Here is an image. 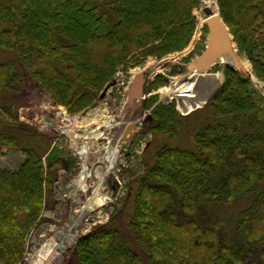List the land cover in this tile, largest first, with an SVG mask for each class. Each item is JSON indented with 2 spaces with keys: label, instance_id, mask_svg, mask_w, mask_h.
<instances>
[{
  "label": "trees",
  "instance_id": "obj_1",
  "mask_svg": "<svg viewBox=\"0 0 264 264\" xmlns=\"http://www.w3.org/2000/svg\"><path fill=\"white\" fill-rule=\"evenodd\" d=\"M200 1L0 0V47L17 55L22 70L1 62L0 90L19 91L27 76L51 105L81 113L121 68L128 72L148 58L184 51ZM218 6L238 48L264 80V0H218ZM165 83L160 76L150 88ZM156 101L146 100L145 108ZM208 106L201 121L183 115L175 102L153 110L145 126L157 144L153 160L132 182L121 221L114 218L78 241L75 264H264V117L250 81L232 67ZM14 120L10 109L0 108V147L19 146L16 131L31 132ZM22 153L26 160L18 171L0 168V264L22 263L60 165L46 170L33 147ZM250 197L229 242L226 220L209 224L205 210Z\"/></svg>",
  "mask_w": 264,
  "mask_h": 264
},
{
  "label": "rangeland",
  "instance_id": "obj_2",
  "mask_svg": "<svg viewBox=\"0 0 264 264\" xmlns=\"http://www.w3.org/2000/svg\"><path fill=\"white\" fill-rule=\"evenodd\" d=\"M203 4V0H201L199 7L193 12L197 26L193 41L189 44L186 50L170 54L162 59L155 57L148 58L143 65L131 69L128 72L121 68L113 81L115 85H112L107 90L106 97L102 99L99 96L91 106L81 113L72 115L64 106L51 105V101L42 89L27 76H24L19 91L9 92L0 90V108L10 109L15 117L13 122L20 126L28 127L31 130V132L27 134L20 131L14 132L21 142L19 146L13 148L0 147V168L13 172L18 171L26 160V157L22 153V150L25 147H33L43 155V164L46 170H48L49 164L60 161L59 167L55 170L52 199L49 200L47 208L44 210L40 220L35 225L27 239V253L21 264H32L36 260L38 252L44 245L53 238L59 240L62 232L69 230L72 223L71 218H73L76 210V207L74 206L75 200L80 202L81 206H86L87 203H89V200L91 201L96 194L93 195V187L99 185L100 178L104 176L106 165L98 162L96 163V167L92 169L89 179L88 184L91 188L85 194L76 188L80 178V161L74 155L77 148H74L72 140H75L76 136L85 134L81 131L82 128L79 126H84L89 130L92 128L94 129L96 127L94 125L89 126V124L91 125L93 121L102 116L112 117L116 120L115 114L120 112L122 115L124 107H126L127 110L126 115H124L126 120L134 117H136V119L145 118V116L142 117V114L145 113L144 110L147 109H145L143 103L155 96L157 97V101L152 107L153 109L159 104L169 105L173 102L176 103L178 109L177 100L164 101L161 99L158 91L161 88L170 87L175 77H186V69L192 62L191 52L193 51L195 44H197L200 38L203 37L202 32L204 31V28L201 33H198L199 31H197L200 29L201 18L206 19L202 10ZM235 46L236 55L239 61H247L250 66V71L261 83L264 84V80L256 76L252 63L247 55L238 48L236 42ZM7 61L15 62L21 70L17 55L12 51L0 47V63ZM148 62L155 64L162 72L156 75L153 79H150L151 74L153 73L152 69L144 73L145 75L142 80L141 92L144 95H147V98L141 100V105L139 106L140 114L136 116V114L132 112V108L134 107L132 104L135 103V100H137L138 97H134L132 101L133 103L131 102L132 104L130 105H128L127 102V105L130 106L129 108L128 106H125L126 101H128V98H126L129 89L128 85L133 71L143 68ZM231 63L226 62L222 64H227L228 68H233V64ZM160 76L164 77V79L167 80V83L157 89H151L150 84L155 82L157 77ZM224 77L225 74L219 76L218 80H222ZM250 83L252 85L255 102L260 109V117H264V92L251 81ZM215 84L218 83L216 82ZM213 87L215 86H207L206 88H208V90H206L205 93H209ZM210 98L211 97L205 99L190 114H192L197 120H204L209 114L208 104ZM125 99L127 100L125 101ZM60 108L64 109L69 117L73 119L78 117L76 122L72 121L70 125L71 128H75V132L72 136L62 133L65 125L69 123L62 121V117L59 116L57 112ZM152 108L148 110H152ZM89 113L91 115H88ZM181 113L183 115H188L183 112ZM205 115L207 116L204 117ZM147 121H149V119L145 118V120H143L137 127L134 125L132 131L128 132L129 139L122 145L119 152L120 163L113 170L111 176L105 175V180L100 184V186H103L101 192L105 205L103 204L104 206L99 207L86 216L84 215L82 217L81 215L82 218L76 222L74 227H71L70 236L72 240H68L69 242L67 241V246L58 249L57 255L51 260L50 264H75L77 259L76 245L78 241L90 232L109 224L114 218L117 219L122 216L121 214L129 199L132 182L139 176L145 174L149 166V161L153 160V156L157 149V144L155 143L156 140L153 134L145 128ZM76 127L79 128L76 129ZM182 136L187 140V146H192L188 135L182 134ZM110 141L111 139L109 137L103 138L98 142V146L107 147L110 145ZM173 145L180 146L177 141H173ZM106 152L107 149H104V151L101 152V155H104ZM21 189L23 193L30 194V189ZM252 200L253 197H250L231 205L207 207L205 213L209 217V224H213V222L220 217L225 219L227 223L225 228L227 240L233 242L239 215L243 209L251 204ZM120 221L121 218H119V222ZM121 235L123 240L130 241L126 231L123 230Z\"/></svg>",
  "mask_w": 264,
  "mask_h": 264
},
{
  "label": "bare ground",
  "instance_id": "obj_3",
  "mask_svg": "<svg viewBox=\"0 0 264 264\" xmlns=\"http://www.w3.org/2000/svg\"><path fill=\"white\" fill-rule=\"evenodd\" d=\"M203 3V8L209 7L214 11V15L212 17L220 15L217 0H203ZM205 21L206 19L201 18L200 29L197 30L199 31L198 33H201V31H203L202 29L204 27ZM234 53L236 54V48H234ZM228 60L224 61L228 62ZM230 61L235 62V60H233L232 58ZM239 63L243 66L244 70L249 75L250 80L264 92V84L261 83L250 71L249 63L245 60H241V62L239 61ZM150 69L153 70L150 79H153L156 75L162 72L159 67L149 62L143 68L133 71L132 77L128 85L129 89L126 95L128 101H126L127 99H125V106L132 104L134 97H138L141 91L139 80H142L145 75L144 73L148 72V70ZM188 78L189 76L175 77L170 87H164L158 91V94L164 101L177 100L178 109L185 114H189L194 111V109L198 107L209 96L208 93H202L200 91L192 89L189 84ZM140 103L141 100L137 99L135 100V103L132 104L134 105V107L132 108V112L136 114V116L140 114ZM129 107L130 106H128V108ZM57 112L59 116L62 117L63 122L69 123L65 125L64 129L62 130V133L68 136H72V134H74L75 132V128H71L70 125L72 121L76 122V119L78 117H75L74 119L69 117L65 113V110L62 108L58 109ZM126 112V107H124V112L122 115L120 112L116 113V120H114V118L112 117L107 116L97 118L91 123V125L89 124V126L94 125L96 127L94 129L92 128L91 130L87 129L84 126H79L80 128H82L81 131H83L85 134L76 136L75 140H72V144L74 148H77L74 155L80 161V178L79 183H77L76 185V188L79 189L80 192L85 194L91 188L88 183L92 173V169L96 167V163L99 162L104 163L106 165L104 176L99 180L100 184L103 182V180H105V175L111 176L113 170L120 163L119 152L122 148V145L126 143V140L129 139L128 132L132 131L134 125L138 126L145 119H136V117H134L132 119L126 120V117L124 116L126 115ZM88 115L91 114L89 113ZM79 127H76V129H78ZM106 137H109L111 139L110 145L107 147L98 146V142ZM104 149H107V152L104 155H101V152H103ZM100 184L93 187V195L95 193L96 194L94 195L93 199H91V201L89 200V203H87L86 200V206H81V203L75 200L74 206L76 207V210L74 212L73 218H71L72 223L70 225L69 230L62 232V235L60 236L59 240H57V238H53L46 245H44L42 249L38 252L37 258L32 264H50L51 260H53V258H55V256L57 255L58 249L67 246V243L72 240L70 236L71 227H74L76 222H78L79 219L82 218L84 215L86 216L98 209L99 207L105 205V201L103 200L101 192L103 186H100Z\"/></svg>",
  "mask_w": 264,
  "mask_h": 264
},
{
  "label": "water",
  "instance_id": "obj_4",
  "mask_svg": "<svg viewBox=\"0 0 264 264\" xmlns=\"http://www.w3.org/2000/svg\"><path fill=\"white\" fill-rule=\"evenodd\" d=\"M204 13L207 16V20L205 21V26H209L210 29V35H209V45L207 47V49L202 53V55L200 57H198L197 59L193 60L189 66V72L190 75H186L189 76L188 81L190 86L192 87V89H195L197 91H199L198 89V84L200 81H202L204 78L201 77V74H203V72H201V70H199V68L204 64L207 65L210 62H213L215 57L217 56V54L223 50L225 48V46L220 42V34H219V30L225 31L226 33H228V35L232 38V42L233 44H235V39L234 36L232 35V33L230 32L229 27L224 23L221 14H220V10H219V16L216 17H212L214 15V11L212 9H210L209 7H204ZM227 48L229 50V52L231 53V56L229 58V61L231 60V58L233 60H235V62H232V66L238 70L244 77H246L248 80H250L249 75L247 74V72L244 70L243 66L239 63V59L237 57V55L234 53V51L232 50L231 44L227 45ZM222 58V57H221ZM231 62V61H230ZM143 80V78H142ZM142 80H139V85L142 87ZM221 82H218V84ZM213 87L210 91L209 97L212 96L214 90L216 89L217 86ZM115 85V83H112L110 85H108L101 93L100 98H105L107 95V90L112 86ZM142 91V90H141ZM140 91L139 95H138V99L140 100H144L147 98V95H144L142 92ZM201 92V91H200ZM203 93V92H202ZM205 93V92H204ZM141 105V103H140ZM154 110V109H152ZM152 110L149 111H145V113L142 114V117H151L152 115Z\"/></svg>",
  "mask_w": 264,
  "mask_h": 264
},
{
  "label": "flooded vegetation",
  "instance_id": "obj_5",
  "mask_svg": "<svg viewBox=\"0 0 264 264\" xmlns=\"http://www.w3.org/2000/svg\"><path fill=\"white\" fill-rule=\"evenodd\" d=\"M219 34H220V42L225 46V48L217 54L213 62H210L207 65L203 64L199 68V70L203 72V74H201V77L204 78L198 84V89L201 92H205L206 90H208V88H206L207 86H210V87L216 86L217 84L215 83L216 82L218 83V81H221V80H218L219 76L225 74L228 69L227 64L223 65L222 63H226L224 60H228L230 57H232L231 53L229 52L227 48V45L231 44L228 33H226L225 31L219 30ZM202 35L203 37L200 38L197 44H195L194 49L191 52L192 60H195L198 57H200V55H202V53L207 49L209 45L210 29L208 25L204 28ZM186 71L189 72V69L187 68ZM143 105L145 106V102L143 103ZM144 111H149V110L147 109ZM150 118L151 117H149L148 119L150 120Z\"/></svg>",
  "mask_w": 264,
  "mask_h": 264
},
{
  "label": "built area",
  "instance_id": "obj_6",
  "mask_svg": "<svg viewBox=\"0 0 264 264\" xmlns=\"http://www.w3.org/2000/svg\"><path fill=\"white\" fill-rule=\"evenodd\" d=\"M65 113H66V111H65ZM67 114V113H66Z\"/></svg>",
  "mask_w": 264,
  "mask_h": 264
}]
</instances>
